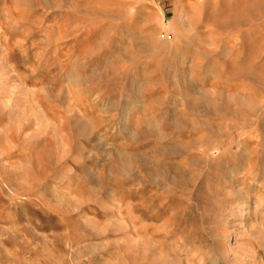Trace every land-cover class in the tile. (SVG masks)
I'll return each mask as SVG.
<instances>
[{"label": "rangeland", "instance_id": "rangeland-1", "mask_svg": "<svg viewBox=\"0 0 264 264\" xmlns=\"http://www.w3.org/2000/svg\"><path fill=\"white\" fill-rule=\"evenodd\" d=\"M0 264H264V0H0Z\"/></svg>", "mask_w": 264, "mask_h": 264}]
</instances>
